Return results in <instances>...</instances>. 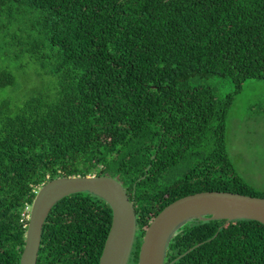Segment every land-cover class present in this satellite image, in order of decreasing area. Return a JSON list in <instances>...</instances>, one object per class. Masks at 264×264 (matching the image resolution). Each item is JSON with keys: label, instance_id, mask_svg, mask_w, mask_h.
<instances>
[{"label": "trees", "instance_id": "1", "mask_svg": "<svg viewBox=\"0 0 264 264\" xmlns=\"http://www.w3.org/2000/svg\"><path fill=\"white\" fill-rule=\"evenodd\" d=\"M0 59V264H19L28 209L55 177L122 184L138 230L129 264L178 197H264L235 168L226 130L234 95L264 82V0H0ZM110 221L99 196L63 197L36 264H98ZM225 222L182 224L164 264H264V225Z\"/></svg>", "mask_w": 264, "mask_h": 264}, {"label": "water", "instance_id": "2", "mask_svg": "<svg viewBox=\"0 0 264 264\" xmlns=\"http://www.w3.org/2000/svg\"><path fill=\"white\" fill-rule=\"evenodd\" d=\"M78 192L99 196L111 209L110 226L98 264H127L137 231L134 203L122 184L106 174L59 176L39 187L30 205L19 264H36L42 227L51 208L63 197ZM192 219H225V223L250 219L264 225V197L206 190L174 199L144 227L137 264H164L168 242L182 224Z\"/></svg>", "mask_w": 264, "mask_h": 264}, {"label": "rangeland", "instance_id": "3", "mask_svg": "<svg viewBox=\"0 0 264 264\" xmlns=\"http://www.w3.org/2000/svg\"><path fill=\"white\" fill-rule=\"evenodd\" d=\"M0 63H3L2 59ZM34 71V67L30 65L25 73L33 74ZM263 97L264 82L255 81L251 86L245 85L241 92L234 95L226 127L230 139L229 148L231 151L238 149L241 153L233 157L235 168L259 194H264V115L256 117L255 111L264 112V102L259 103ZM136 245L137 239L133 242L127 264L134 257Z\"/></svg>", "mask_w": 264, "mask_h": 264}, {"label": "clouds", "instance_id": "4", "mask_svg": "<svg viewBox=\"0 0 264 264\" xmlns=\"http://www.w3.org/2000/svg\"><path fill=\"white\" fill-rule=\"evenodd\" d=\"M31 204H32V203H31ZM29 209H30V207H29ZM29 209H28V210H29ZM28 214H29V211H28ZM27 218H28V215H27ZM27 218H26V219H27Z\"/></svg>", "mask_w": 264, "mask_h": 264}]
</instances>
